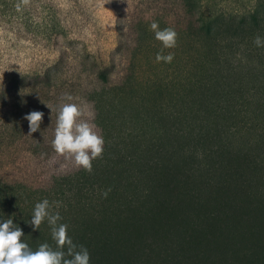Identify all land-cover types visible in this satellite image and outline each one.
<instances>
[{"label":"trees","instance_id":"obj_1","mask_svg":"<svg viewBox=\"0 0 264 264\" xmlns=\"http://www.w3.org/2000/svg\"><path fill=\"white\" fill-rule=\"evenodd\" d=\"M256 36L264 0H0V218L32 249L55 246L46 220L25 221L60 202L90 264H264ZM65 94L93 106L105 141L91 173L51 145ZM32 110L45 115L28 136Z\"/></svg>","mask_w":264,"mask_h":264},{"label":"clouds","instance_id":"obj_2","mask_svg":"<svg viewBox=\"0 0 264 264\" xmlns=\"http://www.w3.org/2000/svg\"><path fill=\"white\" fill-rule=\"evenodd\" d=\"M22 3L27 4L28 0H22ZM17 7L19 9V5ZM150 30L154 32L155 39L161 42L163 49L176 47L177 32L173 28L161 29L159 24L153 21ZM254 44L257 47H264V38L256 36ZM163 49L156 54V62L171 63L174 53L169 52L165 55ZM61 101L56 109L52 148L59 156L71 160L76 168H83L91 173L92 162L102 156L105 144L103 136L99 134L93 122L95 117L93 106L74 102V97L70 94H65ZM45 105L52 114L53 108ZM44 115L42 111L32 110L23 116L28 122V136L40 130ZM107 194L105 191L103 196L106 198ZM60 206V202L50 203L45 198L35 204L31 219L25 221L33 231H36L46 220L55 246L45 242L39 244L35 250L32 249L22 241L23 230L13 222L12 217L0 218V264H90L88 249L74 243L68 235V225L60 223L62 220L58 211Z\"/></svg>","mask_w":264,"mask_h":264},{"label":"rangeland","instance_id":"obj_3","mask_svg":"<svg viewBox=\"0 0 264 264\" xmlns=\"http://www.w3.org/2000/svg\"><path fill=\"white\" fill-rule=\"evenodd\" d=\"M101 4V3H100ZM228 7V6H227ZM111 14L108 10H105L104 13H103V20L104 21H108L109 18H110Z\"/></svg>","mask_w":264,"mask_h":264}]
</instances>
